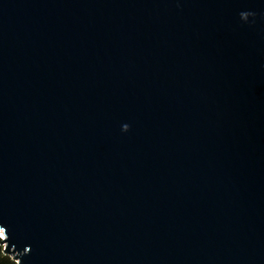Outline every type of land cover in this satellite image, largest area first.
I'll return each instance as SVG.
<instances>
[{
  "label": "water",
  "instance_id": "95a60500",
  "mask_svg": "<svg viewBox=\"0 0 264 264\" xmlns=\"http://www.w3.org/2000/svg\"><path fill=\"white\" fill-rule=\"evenodd\" d=\"M0 234L16 264H264V0H0Z\"/></svg>",
  "mask_w": 264,
  "mask_h": 264
},
{
  "label": "trees",
  "instance_id": "16d2710c",
  "mask_svg": "<svg viewBox=\"0 0 264 264\" xmlns=\"http://www.w3.org/2000/svg\"><path fill=\"white\" fill-rule=\"evenodd\" d=\"M0 264H16L15 259L9 253L4 250V244H2L1 234H0Z\"/></svg>",
  "mask_w": 264,
  "mask_h": 264
},
{
  "label": "snow or ice",
  "instance_id": "6c2138e0",
  "mask_svg": "<svg viewBox=\"0 0 264 264\" xmlns=\"http://www.w3.org/2000/svg\"><path fill=\"white\" fill-rule=\"evenodd\" d=\"M3 230V229H2Z\"/></svg>",
  "mask_w": 264,
  "mask_h": 264
}]
</instances>
